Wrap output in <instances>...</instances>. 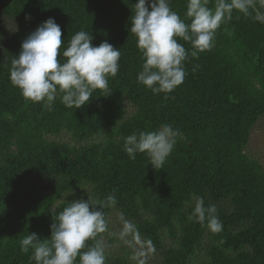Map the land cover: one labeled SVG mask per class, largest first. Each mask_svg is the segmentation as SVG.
I'll use <instances>...</instances> for the list:
<instances>
[{"label": "trees", "instance_id": "obj_1", "mask_svg": "<svg viewBox=\"0 0 264 264\" xmlns=\"http://www.w3.org/2000/svg\"><path fill=\"white\" fill-rule=\"evenodd\" d=\"M135 3L0 0V264H36L20 240L31 233L50 239L59 212L88 195H114L116 204L103 208L107 222L114 215L134 226L127 246L108 227L86 242L103 245L105 264H264V166L245 151L264 116V0H250L247 12L233 9L211 50L192 56L191 42L177 38L189 52L186 76L159 94L137 79L144 59L130 31ZM187 6L170 0L191 23ZM50 17L63 47L84 30L94 46L107 41L121 52L109 91L95 90L79 109L66 107L59 91L49 109L10 80L22 41ZM165 124L180 136L162 168H153L146 152L129 158L124 138ZM198 197L216 205L219 233L189 219Z\"/></svg>", "mask_w": 264, "mask_h": 264}, {"label": "clouds", "instance_id": "obj_2", "mask_svg": "<svg viewBox=\"0 0 264 264\" xmlns=\"http://www.w3.org/2000/svg\"><path fill=\"white\" fill-rule=\"evenodd\" d=\"M209 2L188 0L186 16L191 23H186L170 7V0H136L130 31L137 38L144 59L137 79L154 94L171 93L184 81V62L189 52L177 38L191 42L192 56L211 50L217 29L231 20L233 9L247 12L250 0H216L214 8L208 6ZM25 19L30 20L31 16L26 15ZM93 39L91 33L80 30L63 47L60 25L54 18H48L22 41L21 50L12 61L11 83L26 99L44 101L49 109L58 91L63 93L61 101L66 107L81 108L95 90L109 91L108 78L115 77L120 68V49L107 41L94 46ZM61 54L66 58L63 63L58 59ZM179 136V130L165 124L158 130L134 132L124 138L123 147L130 159L146 152L151 166L162 168ZM115 204L114 195L105 201L94 200L89 195L87 200L75 199L50 225V239L37 233L28 234L20 240L21 251L28 253L31 249V259L36 264H75L77 257L80 264H105L103 245L97 241L94 246H88L86 242L107 230L103 208ZM189 219L202 225L207 222L213 233L222 230L216 205L205 206L202 197L196 199ZM125 227L134 226L125 222Z\"/></svg>", "mask_w": 264, "mask_h": 264}, {"label": "rangeland", "instance_id": "obj_3", "mask_svg": "<svg viewBox=\"0 0 264 264\" xmlns=\"http://www.w3.org/2000/svg\"><path fill=\"white\" fill-rule=\"evenodd\" d=\"M245 151L250 156L254 157L255 159H258L264 166V116L260 117V119L257 121L255 126L252 128L249 142L246 146ZM107 224H108V228L111 231L118 233L119 235L118 245L127 246L128 244H130L132 235L130 233V229H126L125 222L122 219H119L118 217L112 215V217L109 219ZM139 250H140V242L137 239L135 241L136 255L137 256L145 255L141 253ZM147 255L149 254L147 253ZM155 259L156 257L151 261L147 260V263L155 261ZM140 260H143L142 256H140Z\"/></svg>", "mask_w": 264, "mask_h": 264}]
</instances>
